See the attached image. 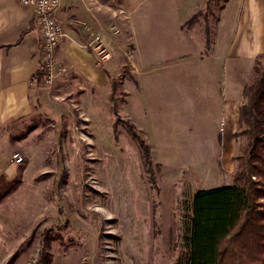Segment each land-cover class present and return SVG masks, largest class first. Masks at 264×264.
<instances>
[{"label": "rangeland", "instance_id": "374dc122", "mask_svg": "<svg viewBox=\"0 0 264 264\" xmlns=\"http://www.w3.org/2000/svg\"><path fill=\"white\" fill-rule=\"evenodd\" d=\"M121 4L68 0L64 8L67 39L116 71L110 105L82 96L69 82L71 67L57 60V69L69 72L52 85L44 77L34 116L5 127L11 134L0 145V160L12 166L20 152L24 163L0 186V264H180L195 192L234 181L245 137L235 135L228 157L219 115L207 102V73L195 57L213 49L226 9L229 47L236 38L229 56L241 54L240 36L247 27L259 31L264 0H143L133 43L122 32ZM106 10L116 18L104 33L98 16L107 19ZM97 32L107 38L108 60L87 47ZM131 62L148 95V134L133 129L126 115L125 89L131 111L137 108ZM252 77L246 73L245 86ZM133 133L150 145V163Z\"/></svg>", "mask_w": 264, "mask_h": 264}, {"label": "crops", "instance_id": "0c3cea01", "mask_svg": "<svg viewBox=\"0 0 264 264\" xmlns=\"http://www.w3.org/2000/svg\"><path fill=\"white\" fill-rule=\"evenodd\" d=\"M67 1L63 0L58 13L66 34L69 30L67 19L64 17ZM142 1L136 0L137 6L132 7L127 0H122L121 6L125 15L122 24L126 27V32L123 30L122 32L126 40L131 42L135 40L133 32L144 18L142 14L135 13L138 4ZM229 12L226 9L220 20L216 41L210 53L195 57V64L205 69L207 73V83L210 87L206 92L207 102L210 111L219 115L216 121L220 122L224 145L228 139V157L232 154L230 153L232 145L236 144L235 135L239 125L246 73L251 74L256 58L264 54V16H262L259 31L254 33L247 27L248 35L246 36L244 32L240 36L237 53L241 54L229 56L230 47L234 46L236 39L234 38L230 43V47L225 39L224 31ZM105 15L107 19L98 16V23L104 33L105 29L115 22L116 12L114 10L110 13L106 10ZM184 23L179 27L181 31ZM97 33L102 35V32ZM42 41L40 28L35 22L31 9L22 5L21 0H0V145L10 138L11 132L5 130L6 125L28 122L37 112L36 105L40 95L35 76L41 70ZM96 58L90 49L87 50L69 39H66L56 52L58 62L71 67L70 76L68 75L70 84L74 83L82 96H92L95 104L98 103L103 108L109 106L114 98L113 84L116 83V73H114L116 71L109 60L98 63ZM131 63V73L135 75L137 84L134 98L137 108H134V112L131 111L130 102L133 98L125 89L127 96L125 107L129 108L126 110V115L138 130L148 134L152 131L147 124V109L144 107L148 95L145 88L139 85L134 62ZM78 100L80 102L82 99ZM170 132L172 133V130ZM0 162V170L3 171L0 173V186H3L17 175V167L9 165L7 160Z\"/></svg>", "mask_w": 264, "mask_h": 264}, {"label": "trees", "instance_id": "16d2710c", "mask_svg": "<svg viewBox=\"0 0 264 264\" xmlns=\"http://www.w3.org/2000/svg\"><path fill=\"white\" fill-rule=\"evenodd\" d=\"M263 57L260 54L256 59L252 80L244 89L236 137L244 136L246 144L236 157L234 181L195 192L182 264H264ZM43 78L40 70L36 82ZM117 88L114 83V93ZM133 136L145 161L150 163V145L135 133Z\"/></svg>", "mask_w": 264, "mask_h": 264}, {"label": "built area", "instance_id": "2783aa9c", "mask_svg": "<svg viewBox=\"0 0 264 264\" xmlns=\"http://www.w3.org/2000/svg\"><path fill=\"white\" fill-rule=\"evenodd\" d=\"M22 5L31 9L35 22L42 34L41 46V70L44 73L45 82L52 85L59 76L67 74L68 69L62 67L57 69L56 50L68 38L63 23L58 13L62 7L63 0H21ZM89 38L88 48L97 53L100 58L108 60L110 51L102 49L107 43L104 35L94 34ZM24 157L20 152H15L11 157L12 166H22ZM3 172L0 170V173Z\"/></svg>", "mask_w": 264, "mask_h": 264}]
</instances>
